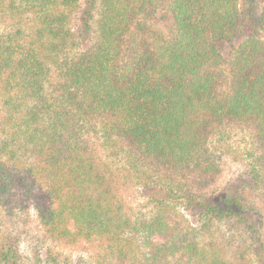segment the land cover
<instances>
[{"label":"trees","instance_id":"trees-1","mask_svg":"<svg viewBox=\"0 0 264 264\" xmlns=\"http://www.w3.org/2000/svg\"><path fill=\"white\" fill-rule=\"evenodd\" d=\"M232 128L254 177L213 190ZM260 182L264 0H0V264H264Z\"/></svg>","mask_w":264,"mask_h":264},{"label":"rangeland","instance_id":"rangeland-1","mask_svg":"<svg viewBox=\"0 0 264 264\" xmlns=\"http://www.w3.org/2000/svg\"><path fill=\"white\" fill-rule=\"evenodd\" d=\"M75 19L74 27H76V25L79 26V19H77V17ZM171 23L170 16L163 12L157 17V25L164 30H168ZM95 40V33H92L88 34L85 42L91 44V42ZM241 40H235L233 42L224 41L219 44L220 52L225 59L231 55L232 51L237 45H239ZM219 148L225 153V163L223 165L222 173L219 175V178L211 189L227 191L232 187L242 184L243 180H251L254 177L252 169L257 166V147L247 132L240 128H232L228 130L225 134V139H223ZM253 192L251 193L252 199L255 200L258 203V206L264 211V184L260 182L258 184V189ZM129 193L133 202L138 203L143 200L142 195L136 188H133ZM186 214L189 216L190 220H196L195 215H192L189 212ZM50 246L53 247V256L58 258L56 262H54L49 255L48 248ZM40 257V264H116L115 262L111 263L110 261L104 262L98 253L93 250L74 248L63 244L45 245ZM31 260L34 262L33 257Z\"/></svg>","mask_w":264,"mask_h":264}]
</instances>
